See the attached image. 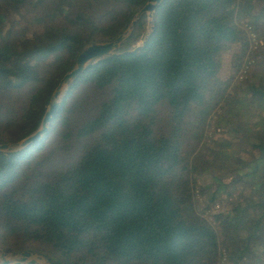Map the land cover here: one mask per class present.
I'll return each instance as SVG.
<instances>
[{"label": "trees", "instance_id": "trees-1", "mask_svg": "<svg viewBox=\"0 0 264 264\" xmlns=\"http://www.w3.org/2000/svg\"><path fill=\"white\" fill-rule=\"evenodd\" d=\"M146 1L0 0V144L33 134L81 49L119 36ZM243 20L261 46L230 86ZM150 25L121 44L145 39L138 50L85 68L39 140L0 152V249L51 264H264V0H164ZM215 161L225 182L209 179ZM189 174L208 177L203 210L224 207L215 229L189 217Z\"/></svg>", "mask_w": 264, "mask_h": 264}, {"label": "water", "instance_id": "water-1", "mask_svg": "<svg viewBox=\"0 0 264 264\" xmlns=\"http://www.w3.org/2000/svg\"><path fill=\"white\" fill-rule=\"evenodd\" d=\"M163 1L164 0H147L146 3L140 8V10L134 16V20L131 21L130 26L113 40L103 43L90 44L83 47L76 56L73 68L61 77L56 87L54 88L52 94L50 95L46 110L40 121L39 128L33 134L29 135L28 137H26L21 141L0 144V152L1 153L15 152L39 140L42 137V135L47 131L48 124L52 119V117L55 115L63 94L68 90L71 83L80 74L84 72L85 68L90 63L95 62L101 58L129 54L138 50L145 43V39H143L132 50L120 51L122 42L131 32L136 21H138L142 16L145 15L148 21L147 23L149 25L150 20L148 19L152 18L155 9ZM152 29L153 27L149 25L148 32L144 35V38ZM15 258H17V260L12 262V260H14ZM37 258L41 260L38 264H51L47 260V258L42 254H35L30 258H26L22 260V256L15 257L13 254L4 253L0 250V264H33L32 262Z\"/></svg>", "mask_w": 264, "mask_h": 264}, {"label": "rangeland", "instance_id": "rangeland-1", "mask_svg": "<svg viewBox=\"0 0 264 264\" xmlns=\"http://www.w3.org/2000/svg\"><path fill=\"white\" fill-rule=\"evenodd\" d=\"M150 20L149 22V25L151 24V20L152 18L148 19ZM146 22L147 21V18H146ZM148 23H147V30H148ZM148 32V31H147ZM138 45V44H137ZM263 57V56H262ZM60 56L59 55H56L54 57V59H59ZM255 70V72H260V74H263L264 73V66H261V65H257L253 68V71ZM253 72V73H255ZM229 73V72H228ZM228 75V74H226ZM251 75H252V72H251ZM233 93V90L230 89L228 91V95H232ZM210 128L208 129V132L205 133V137L206 139H217V138H220V136L218 135V132L216 129H214V133L213 134H210ZM204 147V145L202 146ZM213 162V161H212ZM223 165H221V163L219 161H215L214 165H213V173L212 175H210L209 179L214 176V178H219V179H222L224 180L225 182V179H226V172L223 170ZM209 173H211V170L209 171ZM208 179V177H204L202 179H200V177L196 176V175H193V174H189L187 177H185V179H180L179 181V187H180V191L182 192L183 190H185V193H188V204L189 202L191 201L192 202V205H193V208L190 209V213H189V217H194V215L196 217H200L202 218L207 224H209L212 228H214V223L213 221L211 220V217H210V214H212L214 217L217 216V213L222 209L224 208L223 206L221 205H218V204H212V205H206V210L204 209L203 210V206H204V201L202 200V197L199 196V192L200 190H204L205 188V181ZM191 202H190V206H191ZM232 202H236V199L233 198L232 199ZM244 204V202H243ZM196 206H200L202 208L201 211L197 210ZM194 214V215H193ZM215 229V228H214ZM2 252L4 253H8V254H13L15 257H18V256H21L20 253H16V252H11V251H8V250H3V249H0ZM35 254H45V253H38V252H34L32 251L29 255V257L27 258H30L32 257L33 255ZM17 258H15L14 260H12V262L16 261ZM41 260L40 259H35L32 263L33 264H38ZM218 264H225V260H224V255L223 253H221L220 255V258L218 260Z\"/></svg>", "mask_w": 264, "mask_h": 264}, {"label": "built area", "instance_id": "built-area-1", "mask_svg": "<svg viewBox=\"0 0 264 264\" xmlns=\"http://www.w3.org/2000/svg\"><path fill=\"white\" fill-rule=\"evenodd\" d=\"M237 26L245 37L246 48L243 54L241 64L238 68L236 75L232 79L230 86L242 80H246L250 70L252 69V66L255 63V54L258 52L261 46V41L258 40L252 27L248 25L245 20L237 22Z\"/></svg>", "mask_w": 264, "mask_h": 264}]
</instances>
